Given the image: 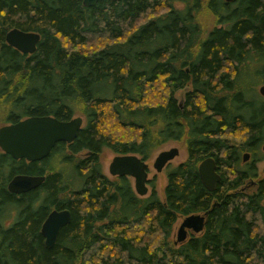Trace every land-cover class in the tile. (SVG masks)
<instances>
[{
	"label": "trees",
	"instance_id": "16d2710c",
	"mask_svg": "<svg viewBox=\"0 0 264 264\" xmlns=\"http://www.w3.org/2000/svg\"><path fill=\"white\" fill-rule=\"evenodd\" d=\"M202 5L215 19L209 30L196 18ZM13 28L39 34L33 54L6 43ZM93 37L105 42L85 49ZM262 71L264 0H0L4 122L84 116L75 139L56 143L42 167L0 153V264H264V177L246 193L260 160L241 155L264 142V98L255 90L264 82L252 81ZM238 132L241 144H229ZM182 139L187 158L165 167L163 201L153 181L139 197L129 177L102 173L105 148L146 161ZM63 151L68 168L51 166ZM208 157L221 177L214 191L198 174ZM13 174L46 176L16 196L6 191ZM53 209L68 210L71 221L48 249L40 229ZM203 213L201 233L171 241L178 217Z\"/></svg>",
	"mask_w": 264,
	"mask_h": 264
},
{
	"label": "water",
	"instance_id": "95a60500",
	"mask_svg": "<svg viewBox=\"0 0 264 264\" xmlns=\"http://www.w3.org/2000/svg\"><path fill=\"white\" fill-rule=\"evenodd\" d=\"M98 0H82L86 7L96 4ZM231 1V0H226ZM40 39L38 33L23 32L13 28L6 33V43L23 54H33ZM258 93L264 98V84L258 88ZM182 106V102H179ZM83 119L73 117L68 121H60L52 116L28 117L16 123L0 127V150L15 160L38 161L46 158L58 142L71 143L82 128ZM177 148L161 151L152 164L156 172H161L178 155ZM248 154L243 156V162ZM112 177H130L137 196L144 197L148 193V164L135 154L116 155L108 167ZM199 178L208 191H214L221 177L217 165L212 158H205L198 166ZM44 177L27 175L14 176L7 185L9 192L20 194L39 187ZM207 213L192 214L183 217L178 228L176 241L184 242L188 234H199L203 231ZM71 221L68 210H52L41 225V235L45 247L50 249L56 242L60 230Z\"/></svg>",
	"mask_w": 264,
	"mask_h": 264
},
{
	"label": "rangeland",
	"instance_id": "374dc122",
	"mask_svg": "<svg viewBox=\"0 0 264 264\" xmlns=\"http://www.w3.org/2000/svg\"><path fill=\"white\" fill-rule=\"evenodd\" d=\"M177 8H181L182 5L179 3L175 4ZM154 16V13L151 12L148 14V17H152ZM196 18L198 19V22L200 23V25L202 26V28L205 30H209L214 24H215V19L214 16L211 14V12L204 6L202 5V7L199 9L198 13L196 14ZM95 37H93V39H89V44L84 47L85 49H92L95 45L94 44H98V43H102L105 42V38L102 37V39H100V41H98ZM92 44V45H91ZM261 67H259L260 69ZM252 81H256V82H260L263 81L264 82V72L262 71V73H258L255 77L252 78ZM259 85L255 86V90H257L258 92V88ZM187 90V88H184L183 90H179L178 92H176V96L179 100V102H182L183 104V94L184 92ZM158 93H162L161 89L158 90ZM157 98L154 97L152 100H156ZM81 117L83 119V124L84 125V116L82 114H75L74 117ZM4 117V113H0V127L3 125H6L7 123L4 122L3 120ZM124 136L123 139L128 138L129 135L125 132L124 134H122ZM121 137V135H120ZM229 144H234L235 146H239L241 144V142L243 141L244 136L242 135V133H232L229 136H226ZM171 148H177L179 153L178 155L170 162V166H176L177 164L183 162L186 160L187 158V151H186V146H185V141L184 139L180 140V141H168L167 143L161 145L159 148H157L151 155V157L149 159L146 160V163L148 164V180L153 181L154 183V188L155 191L157 193V196L160 200H164V187L166 185V170L163 169L161 172H156L155 169L153 168L152 164L154 162L155 157L157 156V154L161 151H165V150H169ZM249 152L247 150H244L241 152V155L244 156L245 154H248ZM64 154H68L69 153L67 151H63V153H59V154H55L54 157L51 159V166L53 167H57V168H62V169H66L68 168V166L66 165L65 162L62 161ZM116 153H114L112 150L105 148L103 149V151L99 154V163L101 166V170L102 173L104 175H106L109 179L114 180L115 177L110 176L109 172H108V167L109 164L111 163L113 157H115ZM85 156L84 152L79 153L77 155H73L72 159L70 160H79L81 158H83ZM249 156V155H248ZM65 160V158L63 159ZM246 161H250V160H246ZM64 169V170H65ZM256 169H257V177L256 179L251 180L249 183L244 185V189L245 192H251L254 190L255 188V184L257 183V181H259L260 179H262L264 177V160H260L259 162L256 163ZM220 172H224L223 168H219ZM228 174V173H227ZM73 186H78L76 183L75 185L73 184ZM148 187V193L146 196H148L151 191L152 188L149 184H147ZM132 188H133V180H132ZM144 196V197H146ZM9 213V212H8ZM8 217H6V221H10L11 220V215L10 214H6ZM183 217H178L173 228H172V233H171V241L175 243L176 241V235H177V231L178 228L182 222ZM189 236V234H188ZM188 238V237H187Z\"/></svg>",
	"mask_w": 264,
	"mask_h": 264
},
{
	"label": "flooded vegetation",
	"instance_id": "af4514ba",
	"mask_svg": "<svg viewBox=\"0 0 264 264\" xmlns=\"http://www.w3.org/2000/svg\"><path fill=\"white\" fill-rule=\"evenodd\" d=\"M0 153H3L1 150H0ZM52 153V152H51ZM50 153V154H51ZM3 154H5V153H3ZM8 155V154H7ZM248 158H247V160H264V142L258 147V149L256 150V152L255 153H248ZM49 158V155L46 157V158H43V159H41V160H38V161H26V160H24V159H19V160H24L26 163H28V164H34V165H37L38 167H42V163H43V161H45V160H47ZM208 158H212V157H208ZM12 160H14V161H19V160H15V159H13V158H11ZM213 159V158H212ZM214 160V159H213ZM242 160H243V157H242ZM259 162V161H258ZM170 164V163H169ZM46 173V172H45ZM17 175H27V176H33V177H41V176H43L44 177V180H45V176H46V174H42V175H35V174H13V175H10V176H8V179H7V182H6V191L8 192V193H10V194H14V193H11V192H9L8 191V189H7V185H8V182L14 177V176H17ZM130 178V177H129ZM131 180H132V178H130ZM44 182V181H43ZM256 185V184H255ZM41 186V185H40ZM39 186V187H40ZM38 188V187H37ZM36 189V188H35ZM33 190V189H32ZM31 191V190H30ZM29 192V191H28ZM26 193V192H25ZM22 194H24V193H20V194H14V195H16V196H19V195H22ZM10 207H8V210L10 211V215H11V217L14 215V211H12V209H9ZM53 210H56V209H53ZM12 211V212H11ZM58 211H60V210H58ZM48 216V215H47ZM46 219V218H45ZM44 222V221H43ZM11 223V220L10 221H6L5 222V225H8V224H10Z\"/></svg>",
	"mask_w": 264,
	"mask_h": 264
}]
</instances>
